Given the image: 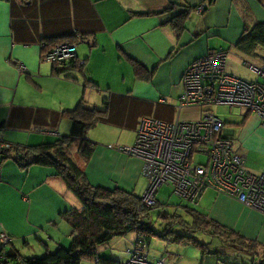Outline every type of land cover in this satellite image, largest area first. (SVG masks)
<instances>
[{
    "label": "crops",
    "instance_id": "crops-1",
    "mask_svg": "<svg viewBox=\"0 0 264 264\" xmlns=\"http://www.w3.org/2000/svg\"><path fill=\"white\" fill-rule=\"evenodd\" d=\"M202 3L207 4L205 10L191 13L185 29L177 35L170 21ZM156 11L160 14L143 15ZM249 17L264 22V0H0V139L39 144L68 134L71 125L60 112L76 105L81 87L85 90L86 79L91 78L88 88L97 89L98 101H89L94 92L84 98L96 107L107 100L109 119L96 124L104 131V140L88 135L95 149L85 168L86 178L95 187L119 188L141 196L143 192L139 195L137 189L143 179L142 162L115 147L135 140L141 118L164 122L197 119V107H179L182 76L188 64L211 51L226 49L229 73L260 81L245 65L241 64L245 74L235 71L239 56L227 63L228 51H236L234 44ZM71 40L76 42V60L84 63V72L56 74L42 58V43ZM220 40L227 46L215 42ZM129 60L148 70L155 68L152 78H134ZM239 116L238 127L225 126V133L245 157L247 169L264 175V124L251 112L243 115L239 111ZM40 127L54 133L39 131ZM127 135L131 137L128 142L124 139ZM53 175V170L37 166L19 171L10 161L0 166V234L12 237L11 243L22 253L32 244L37 251L63 247V241L72 236L71 226L61 214L80 208V203ZM202 195L207 200L201 201L200 207H191L243 238L264 245V214L212 190ZM132 235L129 241L134 239ZM124 237L127 235L115 237L109 244ZM109 244L98 248L99 257L115 263L127 260L129 248L127 258L119 261ZM180 246L164 244L169 264L196 260ZM219 253L211 251L207 259L201 255V262L230 264Z\"/></svg>",
    "mask_w": 264,
    "mask_h": 264
},
{
    "label": "trees",
    "instance_id": "trees-1",
    "mask_svg": "<svg viewBox=\"0 0 264 264\" xmlns=\"http://www.w3.org/2000/svg\"><path fill=\"white\" fill-rule=\"evenodd\" d=\"M210 3H212V1ZM204 4L205 7L201 12L207 7V4ZM198 7L199 6L194 8L190 7L184 13L177 15L170 21L177 35L185 29V22L188 16L194 12L198 14ZM156 14L160 13L156 11L143 15ZM55 43L52 41H44L42 43L43 54L52 48ZM60 43L76 44L74 40ZM49 46L51 47L48 48ZM234 49L241 54L243 58L249 57L257 61L255 63L256 65H264V22L252 21L251 18L250 20L247 19L239 39L234 44ZM216 52H224L226 54L227 51L219 49L211 51L205 56ZM76 59L75 53V56L72 57L68 64H64L63 67L50 64L52 65L53 72L56 74L64 73L65 75L67 71H78L83 73L85 65ZM250 59H248V62H250ZM129 61L134 78L139 80H150L152 78L155 68L148 70L138 62L133 60ZM194 61L188 64L187 67ZM251 64L253 63L251 62ZM259 79L261 82H264L261 78ZM91 84V78L86 79L84 88L91 86ZM103 103L102 107L90 105L84 98L83 89L82 95L76 105L69 110H62L60 112L62 118H66L71 122L68 134L57 136L53 141L41 142L39 144L8 143L0 139V166L10 161L16 165L19 171H26L32 166L51 169L54 171L53 176L62 180L67 189L73 193L80 203V208H71L61 214L62 218L70 224L72 230L69 248L58 245L53 252H50L48 249L45 250L44 255L41 257H36L35 255L24 256V253L22 254V252L11 243L12 237L6 233H2L0 234V264H81L83 261L94 262L95 259H97L100 264H122L124 262L115 263L102 259L99 257L97 250L109 244L115 237L133 233L135 235L140 234V245L143 246L146 256L148 255L147 249L151 241L157 238L163 240L167 244L191 245L201 252L203 259L204 255L209 253V244L205 242L202 243L194 238V234L199 232L218 238L232 249H240L250 253L253 257L257 258V260L253 259L250 264H264V245L243 238L241 235L207 218L204 213L189 205V203H197L199 197L207 188L202 189L194 199L190 200L178 196L173 189V193L179 197V207L189 216L188 219H185L179 214H169L166 212V204L156 199V195V205L146 207L142 202L143 193L141 196H137L119 188L107 190L92 186L86 178L85 168L93 154L95 143L88 137V133L96 124L106 123L108 121L109 109L107 108L109 102L105 100ZM160 103L162 105L163 102L159 101V104ZM141 119L138 121L137 129ZM145 119L164 122L153 118ZM175 121L176 120L164 123L173 124ZM39 131H45L47 133L53 132L51 129L44 127H40ZM4 144H6V146H4ZM203 156H205L204 162H197V160H194L193 163L201 165L206 164L207 156ZM168 186L173 188L172 185ZM160 188L157 189V192ZM152 213H157L158 218L163 222L164 228L161 231H156L152 226ZM1 236L6 237V241L1 239ZM133 242L134 239L129 241V249L127 252L129 255ZM163 256L166 257L165 264H169L170 260L168 261V259L170 258L167 259L168 255L164 253L162 257ZM176 257L180 258L181 255ZM147 259L149 261L157 260L149 259L148 256Z\"/></svg>",
    "mask_w": 264,
    "mask_h": 264
},
{
    "label": "built area",
    "instance_id": "built-area-1",
    "mask_svg": "<svg viewBox=\"0 0 264 264\" xmlns=\"http://www.w3.org/2000/svg\"><path fill=\"white\" fill-rule=\"evenodd\" d=\"M204 7V3L200 4L197 11ZM75 53L76 44L57 43L42 58L63 67ZM225 65L226 54L216 52L194 61L184 71L179 107H197V119H178L173 124L141 119L134 144L116 147L143 164L142 175L148 181L142 195L146 207L155 205L157 189L166 184L188 200L202 189L212 188L264 214V175L247 169L245 157L235 150L233 139L225 133L226 124L212 111L214 106L233 107L243 115L253 113L264 124V82L239 78ZM244 65L264 81L263 64ZM19 70L24 69L19 66ZM198 154L207 156L206 164L193 163ZM139 237L135 235L130 257L122 264H165L166 257L147 259ZM2 239L6 241V237ZM94 264L100 263L95 259Z\"/></svg>",
    "mask_w": 264,
    "mask_h": 264
},
{
    "label": "rangeland",
    "instance_id": "rangeland-1",
    "mask_svg": "<svg viewBox=\"0 0 264 264\" xmlns=\"http://www.w3.org/2000/svg\"><path fill=\"white\" fill-rule=\"evenodd\" d=\"M203 4V3H202ZM251 17L248 18V20H250ZM215 37V36H214ZM212 38V39H215V38ZM217 42L218 45H224L223 42L220 40V41H215ZM224 46H227V45H224ZM216 48H219L218 46ZM226 50V49H225ZM228 59H227V63H229L232 58L239 56L240 57V62L239 63H236V68H235V71L239 74H245L247 71L246 69L242 66L244 65L243 64V61L244 60H247L245 62H248L250 59L249 57H246V58H243V56L241 54H239L237 51H228ZM244 59V60H242ZM252 60V61H251ZM253 63L255 64L256 61L253 60V59H250V62L248 63ZM242 64V65H241ZM82 84V83H81ZM80 84V85H81ZM107 87V86H106ZM81 93H82V87H81ZM91 92H94L96 94H92L91 95V98H90V102H93V101H98V96H97V89H89L88 87L84 90V97H86L87 99H89V94ZM212 111L213 113L218 116L224 123H228L226 125V127H228V129H235L237 128V122L240 121V116H239V110L237 108H233V107H228V106H214L212 108ZM65 121L69 122V124L71 125V122L68 120V119H65ZM236 125H235V124ZM226 131V129H225ZM132 134V133H131ZM89 136H93L94 138L96 139H99V140H104V136H105V133L104 131L102 130V128H100V126H95L93 127L89 133H88ZM127 142L128 140L131 139V137L129 135H127L125 138H124ZM134 141L130 142V144H123L125 146H131L133 144ZM4 146H6V144H4ZM194 160H197V162H204L205 161V156L203 155H198V156H195L194 157ZM143 179H141L140 183H139V186H138V191H137V194L141 195V193L143 192L146 184H147V180L146 178H144L142 176ZM206 190L210 191H215L213 190L212 188H207ZM216 192V191H215ZM207 193V192H206ZM203 194V195H206ZM202 195V196H203ZM156 199H158L160 202H164L166 205H165V211L168 212L169 214H179L181 215L183 218L185 219H188L189 216H187V214H185L182 209L179 207V197L173 193V188H171L170 186L168 185H163L159 191L156 193ZM203 200H207V196L201 198L200 197V204H197V203H189L190 206H195L196 208L197 207H200V205L202 204L201 201ZM156 205V203H155ZM154 205V206H155ZM178 211V212H177ZM152 226L154 227V229L156 231H161L163 228H164V224L163 222L161 221V219L158 218L157 216V213H152ZM65 233V231H64ZM196 239H198L200 242H205L208 245V251L211 252V251H214V252H220L219 253V256H221L223 258V260H227L230 264H250V262L254 259L253 256L244 251V250H240V249H232L231 247H228L225 245L224 242H222L221 240H219L218 238L216 237H212L210 236L209 234H206V233H197L196 235ZM133 237L132 234H127V237H124V238H121L119 240L117 239H114L110 244H109V248L113 250L114 253L118 254L119 256H117L118 260L119 261H123L127 258V254H126V248H129V240ZM1 239H2V236H1ZM128 241V242H127ZM71 244V238L69 240H67V242L65 243V241H63V247L65 248H69ZM164 241L161 240V239H153L150 243V246L148 247L147 251H148V258L149 259H159L162 257V252L164 253ZM36 244H32L30 245L31 248H25L24 251H23V255L24 256H33L35 255L36 257H41L44 255L45 253V250L41 247L40 250L37 251V248L36 246H34ZM180 247H182V250L184 253L185 252H188L189 256H191L193 258V255L194 254V258L196 259L195 261H192L191 264H207V260L205 261H202L201 262V254H200V251L197 249V248H194L193 246L191 245H181ZM55 247H51L49 250L50 252H53L55 251ZM109 250V249H107ZM161 253V254H160ZM167 255V253H165ZM161 255V256H159ZM130 257V255L128 254V258ZM164 257V256H163ZM206 257V258H205ZM204 258L207 259L209 258L207 255L205 256ZM127 258V260H128ZM126 260V261H127ZM125 262V261H124ZM183 264V263H182ZM185 264V262H184Z\"/></svg>",
    "mask_w": 264,
    "mask_h": 264
}]
</instances>
